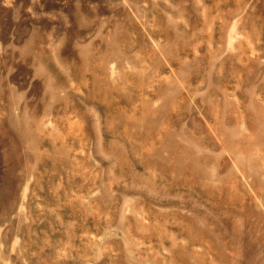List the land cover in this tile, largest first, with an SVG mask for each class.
I'll return each instance as SVG.
<instances>
[{
    "label": "rangeland",
    "instance_id": "374dc122",
    "mask_svg": "<svg viewBox=\"0 0 264 264\" xmlns=\"http://www.w3.org/2000/svg\"><path fill=\"white\" fill-rule=\"evenodd\" d=\"M0 264H264V0H0Z\"/></svg>",
    "mask_w": 264,
    "mask_h": 264
}]
</instances>
